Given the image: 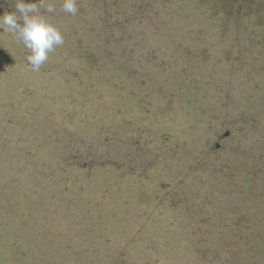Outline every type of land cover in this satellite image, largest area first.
Wrapping results in <instances>:
<instances>
[{
	"label": "rangeland",
	"instance_id": "rangeland-1",
	"mask_svg": "<svg viewBox=\"0 0 264 264\" xmlns=\"http://www.w3.org/2000/svg\"><path fill=\"white\" fill-rule=\"evenodd\" d=\"M24 2L64 42L0 29V264H264V0Z\"/></svg>",
	"mask_w": 264,
	"mask_h": 264
},
{
	"label": "clouds",
	"instance_id": "clouds-1",
	"mask_svg": "<svg viewBox=\"0 0 264 264\" xmlns=\"http://www.w3.org/2000/svg\"><path fill=\"white\" fill-rule=\"evenodd\" d=\"M15 11H4L0 15V29L9 31L29 51L27 62L33 71H39L48 60V54L55 46L63 44L61 32L41 14L37 2L14 0ZM63 9L70 14L77 12L75 0H63ZM48 5L46 11L52 12Z\"/></svg>",
	"mask_w": 264,
	"mask_h": 264
},
{
	"label": "trees",
	"instance_id": "trees-1",
	"mask_svg": "<svg viewBox=\"0 0 264 264\" xmlns=\"http://www.w3.org/2000/svg\"><path fill=\"white\" fill-rule=\"evenodd\" d=\"M59 10H61V9L59 8L58 11H59ZM59 14H62V10L59 12ZM79 51H80V53H81V52H85V53L88 52V51H83V50L81 51L80 49H79ZM85 53H81L80 55H81V57L85 58V60H86L88 63H91V62H93V61H96L95 58H94V56H91V55H90V54H91L90 52H88L89 54H88L87 56L85 55ZM90 57H92L93 59H90Z\"/></svg>",
	"mask_w": 264,
	"mask_h": 264
}]
</instances>
